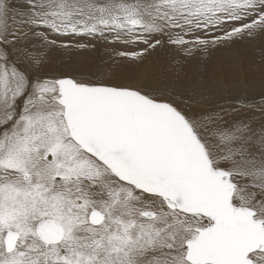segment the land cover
I'll return each mask as SVG.
<instances>
[{"label":"snow or ice","instance_id":"snow-or-ice-1","mask_svg":"<svg viewBox=\"0 0 264 264\" xmlns=\"http://www.w3.org/2000/svg\"><path fill=\"white\" fill-rule=\"evenodd\" d=\"M257 38L264 0H0V264H264V46L258 81L208 73ZM95 43L204 72L43 71Z\"/></svg>","mask_w":264,"mask_h":264},{"label":"rangeland","instance_id":"rangeland-1","mask_svg":"<svg viewBox=\"0 0 264 264\" xmlns=\"http://www.w3.org/2000/svg\"><path fill=\"white\" fill-rule=\"evenodd\" d=\"M20 2L21 0L16 4L19 5ZM81 42L86 43L87 41ZM262 46H264V40L257 38L254 41L239 42L230 48L225 47L213 52L208 64L209 75L215 76L221 69L228 68L230 72H234L239 77L241 73L239 62L243 61L246 66L255 65V77L257 80V77H260L259 67L261 64ZM45 51L47 53V61L43 69L44 72L58 70L77 74L94 72L98 68L103 67L109 75L125 76L129 82L155 83L168 81L176 84L186 92L190 90L192 82L204 72V65L201 61L182 59L181 57L174 60L170 52L164 51L153 53L142 63L135 64L115 58L112 55V47L103 43H95V47L84 50L53 47L45 49ZM177 60L181 62H177ZM82 63L86 65L85 68L81 67ZM210 72L213 73L210 74Z\"/></svg>","mask_w":264,"mask_h":264},{"label":"bare ground","instance_id":"bare-ground-1","mask_svg":"<svg viewBox=\"0 0 264 264\" xmlns=\"http://www.w3.org/2000/svg\"><path fill=\"white\" fill-rule=\"evenodd\" d=\"M14 2L19 3V0H14ZM239 63H240L239 68L241 70L239 77H237L234 72H230L228 70V68L227 69H221L217 75L211 76V77L214 79H223L225 77V75H227L230 79L242 81V80H244L245 76L247 75L249 78H255L256 79V77H255V65L246 66L243 61H241ZM81 67L85 68L86 65L84 63H82ZM236 69H234V70H236ZM211 73H213V72H210V74ZM189 76H191V75H189ZM192 76L195 77L194 74H192ZM258 80H259V77H257V81Z\"/></svg>","mask_w":264,"mask_h":264}]
</instances>
